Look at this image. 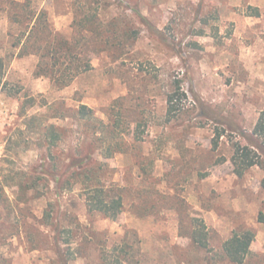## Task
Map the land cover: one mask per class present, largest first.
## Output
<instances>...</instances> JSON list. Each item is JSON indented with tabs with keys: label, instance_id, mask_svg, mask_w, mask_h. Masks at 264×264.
Instances as JSON below:
<instances>
[{
	"label": "rangeland",
	"instance_id": "374dc122",
	"mask_svg": "<svg viewBox=\"0 0 264 264\" xmlns=\"http://www.w3.org/2000/svg\"><path fill=\"white\" fill-rule=\"evenodd\" d=\"M107 2L98 19L112 30L91 37L125 49L93 47L92 69L57 88L34 74L36 55L12 47L0 0V195L8 203L0 205V264H109L122 241L130 264H230L222 245L247 229L256 235L243 264H264V152L242 176L231 162L234 142L260 143L253 130L264 109V0ZM38 3L70 36L81 2ZM176 80L183 111L167 121L165 92ZM80 104L114 125L113 139L95 141L91 123L60 117ZM49 123L61 128L52 146ZM90 154L104 165L102 182L123 197L116 220L89 213L81 185L68 189L70 158ZM33 181L37 190L21 197L17 182ZM200 224L208 247L190 237Z\"/></svg>",
	"mask_w": 264,
	"mask_h": 264
},
{
	"label": "trees",
	"instance_id": "16d2710c",
	"mask_svg": "<svg viewBox=\"0 0 264 264\" xmlns=\"http://www.w3.org/2000/svg\"><path fill=\"white\" fill-rule=\"evenodd\" d=\"M8 3L6 16L10 24V41L14 48L18 49L19 55H36L37 63L34 74L49 78L57 88L68 86L79 75L92 69L91 53L93 47L98 52H108L115 55L125 49L127 43L116 42L110 37L92 38L93 35H103L112 30V22L102 24L98 19V11L107 5L108 0H78L81 4H75V17L70 36L56 30L52 25L48 11L39 6L38 0H4ZM253 15H256L253 14ZM0 67L2 60L0 59ZM173 90L165 92V115L167 121H171L178 113L183 111L185 91L181 88L179 80L175 81ZM60 117H74L91 123L94 133L97 134L95 141H104L106 138L113 139L114 125L107 126L97 118L92 108L86 104H80L77 108L68 107L66 113ZM98 123V124H97ZM116 123V122H115ZM114 123V124H115ZM45 137L48 146L55 145L61 138V128L53 123L44 125ZM254 135L260 139V143L253 149L247 144L234 142L231 162L233 171L237 176L254 166L262 165L260 153L264 152V109L261 111L258 121L253 130ZM222 134L217 133L219 138ZM111 144V143H110ZM109 144V151L104 155L110 157L114 149ZM213 148L218 146L217 140L213 142ZM92 145V146H91ZM91 146V147H90ZM90 150L94 152L96 144L90 142ZM115 151V150H114ZM91 152V151H90ZM102 163L94 161L92 154L83 158L72 156L67 169H71L69 180L66 182L68 189L74 185H81L84 194V203L89 213H99L105 218L116 220L123 208V197L115 193L110 186L102 182L99 172L103 169ZM53 173L56 183L60 181V175ZM71 179H73L71 181ZM21 190V197L26 196L30 189L37 190V182H17ZM264 185V184H263ZM42 194H39L40 197ZM20 197V196H19ZM7 199V198H5ZM25 201L26 198H20ZM7 206L0 195V205ZM258 220L264 223V214L260 213ZM255 231L247 229L242 232L234 231L223 243L222 251L230 264H243L250 251V245L255 238ZM190 237L199 245L208 247L207 232L204 224L195 227ZM128 242L122 241L113 250L116 254L109 264H130L133 262ZM106 255L103 256V259ZM65 261L63 264H67Z\"/></svg>",
	"mask_w": 264,
	"mask_h": 264
}]
</instances>
